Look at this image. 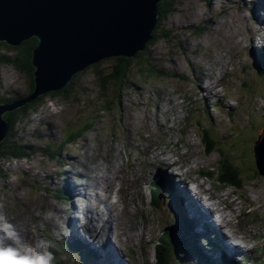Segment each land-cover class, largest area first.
<instances>
[{
  "label": "rangeland",
  "instance_id": "1",
  "mask_svg": "<svg viewBox=\"0 0 264 264\" xmlns=\"http://www.w3.org/2000/svg\"><path fill=\"white\" fill-rule=\"evenodd\" d=\"M170 1L176 4L172 14L157 19L159 39L150 41L143 51V63L146 62L153 72L145 70L127 78L121 93L118 83L108 82L104 95L99 77L111 74L114 63L112 58L103 59L97 67L81 71L82 75L71 87L72 99L48 98L45 105L33 110L30 117L19 124L17 141L33 150L23 160L0 162L3 169L0 173V231L9 234L11 243L17 245L21 255L32 254L29 259L43 255L48 253L53 239L59 244L69 238V232L63 234L59 229L64 217H70L71 202L59 195L58 190L65 187L70 176L81 173L91 179L83 178V181L97 187L95 192L106 199L107 205L117 202L109 206L114 217L106 205L98 199L95 202L101 216L114 219L115 226L109 227L112 230L109 237L114 235L115 254L124 264H156L155 244L160 242L166 228L178 226L172 230L173 238L188 239L181 228L183 221L179 219L183 213L177 211L179 217L175 215L171 201L155 189L152 182L154 175L160 180L166 178L161 180L166 182L171 177L162 171L154 173V168H160L159 163L152 165L150 170L147 168L152 155H160L162 150L168 149L174 161L190 169L185 174V170L178 171L175 166L173 171L179 178L185 183L206 181L205 188L215 197L213 202L229 215L221 223L223 229L217 228L219 235L227 237V243L235 244L237 237L242 239L246 250L228 255L227 264H264V176L252 174L253 147L261 131L258 119L262 116L257 112L264 105V97L253 100L264 89V75L260 77L255 68L257 57H253L255 52L264 54V29L260 26L264 24V13L255 8L258 6L263 11L264 2ZM215 73L222 79L218 81L222 86L218 97L214 94L218 91L211 84L217 77L208 76ZM0 78L3 94L10 96L9 92H15L21 97L27 93L30 77L13 67L1 66ZM205 86H209L208 93L212 94L211 98L210 94L206 95L207 101L221 102L224 110L214 108L212 118L209 116L211 128L202 120L203 115H210L209 110L204 109L202 99L205 95L200 91ZM104 98L110 101L105 113L101 112L106 106ZM227 105L235 110L229 113ZM80 130L79 138L63 145L65 137ZM208 133L214 143L224 138V143L221 146L218 143V147L228 150L217 152V148L215 153L208 154V142L204 143ZM48 144L54 146L51 152L46 150ZM154 149L159 151L154 154ZM233 150L236 163L242 167L240 189L217 180L223 157H229ZM130 160L135 162L136 169L128 167ZM118 168L124 171L120 180L116 174ZM111 179L113 188L109 189ZM177 181L180 189V181ZM69 184L74 186L73 179ZM151 189L159 192L158 198H152ZM197 196L203 201L201 204L205 203L206 195ZM194 205L202 210V205L195 201ZM227 206L231 209H225ZM193 214L186 209V217L200 225L198 213L195 212L196 217ZM104 220L102 217L100 227L105 224ZM195 231L204 235L201 234L202 225ZM188 233H192L190 228ZM58 244L53 245L52 250H60ZM196 244L198 248L199 241ZM98 247L104 249L105 243ZM60 254L58 257L63 261L70 259L67 252L60 251ZM183 255L174 254V259L175 256L182 259ZM107 257L108 262L102 264H120L116 258L113 260L109 251ZM184 262L200 263L188 255ZM5 264L10 261L6 259ZM67 264L74 263L71 260Z\"/></svg>",
  "mask_w": 264,
  "mask_h": 264
},
{
  "label": "water",
  "instance_id": "2",
  "mask_svg": "<svg viewBox=\"0 0 264 264\" xmlns=\"http://www.w3.org/2000/svg\"><path fill=\"white\" fill-rule=\"evenodd\" d=\"M161 1L0 0V42L17 46L39 38L33 59L39 97L61 90L103 59L144 51L153 40ZM18 106L0 104V143L9 131L4 115ZM253 155L264 176V130Z\"/></svg>",
  "mask_w": 264,
  "mask_h": 264
},
{
  "label": "trees",
  "instance_id": "3",
  "mask_svg": "<svg viewBox=\"0 0 264 264\" xmlns=\"http://www.w3.org/2000/svg\"><path fill=\"white\" fill-rule=\"evenodd\" d=\"M175 1L170 0H163L158 4V18H161L163 15H171L174 11ZM159 29V25L156 26V30L153 32V40L156 41L159 39L160 36H157V30ZM166 35V33H164ZM39 44V38L37 37H31L27 40H24L20 45L13 46L9 44L6 41L0 42V67L1 66H10L16 69L18 72L29 76V85L27 89V93L25 96L18 97L15 92H9L7 96L2 93V79L0 78V104L2 105H8V104H14V103H20L21 105L19 107H16V109L12 110V112L6 113L4 115L5 120L8 122L9 125V131L7 134V137L0 143V162L3 161H11V160H23L27 157H29L28 152L33 150L32 148L28 150L27 147L22 146L17 141L18 132H20V125L25 120H27L30 117V114L33 110H37L41 108L43 105L46 104V101L48 98H61L64 100L72 99L74 96L72 92V85L75 82V80L82 75V72L77 73L73 80L64 88H62L59 91L47 93L45 95L34 97L36 93V83H35V67L33 64L34 59V52L37 49ZM149 43L146 44L145 48L148 47ZM4 53H1L3 52ZM144 52L139 51L137 52L133 57H114L110 60H113L114 67L113 71L109 75H102L99 77V81L101 84V88L104 90V95L107 94L106 86L108 82L118 83L119 84V93L123 90V86L126 83L127 78L132 77L135 73H141L145 70H150L153 72V69L144 62L143 63V57ZM258 73L260 77H263L264 75V61L263 59H260L258 62ZM97 63L91 65L90 68L97 67ZM155 74H159L156 72ZM161 74V73H160ZM120 97V96H118ZM105 99V98H104ZM75 100V99H73ZM106 101V106L103 107L101 112L105 113L107 111V105H109V100ZM105 103V102H104ZM258 109V108H257ZM263 109H258V115H261L262 117L258 119V125L264 124V115H263ZM19 125V126H18ZM257 125V126H258ZM18 126V127H17ZM82 135V131H78L75 134H71L70 136L65 137L63 141V145H69L73 142V139L79 138ZM66 136V135H65ZM227 139V136H225ZM205 140L208 142L206 143L208 146V154L215 153L216 149L218 148L217 152H226L228 149H222L221 147H218L219 145L223 144L224 138L221 137L219 145L217 141L214 143L213 139L210 138L209 133L204 137V143ZM54 149V146L52 144H48L46 147V150L48 152H51ZM221 150V151H220ZM234 150L229 152V157H223V160L220 163V166L217 170L218 172V179L219 182H222L224 184H227L229 186H232V188L240 189V180L239 177H241L242 173V167L236 163V157L234 156ZM222 155H224L222 153ZM251 160V159H250ZM254 160V161H253ZM252 162L253 164V175L259 174L257 167H256V161L253 157ZM0 173H3V169L0 167ZM241 174V175H240ZM213 177L215 176L212 172ZM240 175V176H238ZM237 177V178H236ZM254 179H257L255 177H252ZM175 201V199H174ZM180 201V199H179ZM189 225L187 224V227ZM160 246L156 250V264H185L184 261H187V255L189 256L191 253L187 252L185 250L181 251V254L183 255L182 259H177V256L180 254V249L183 245L179 246V242L176 243L173 238V231H164L160 237ZM177 252H173V250ZM76 250L78 251V255L80 258H86L89 259L90 257L93 258L92 264H97V258L96 255L91 251H86L85 249H82V245L78 243L76 245ZM174 254L175 256L174 259Z\"/></svg>",
  "mask_w": 264,
  "mask_h": 264
},
{
  "label": "bare ground",
  "instance_id": "4",
  "mask_svg": "<svg viewBox=\"0 0 264 264\" xmlns=\"http://www.w3.org/2000/svg\"><path fill=\"white\" fill-rule=\"evenodd\" d=\"M234 1V0H233ZM243 1V0H242ZM263 2H264V0H263ZM263 38H264V34H263ZM209 76V75H208ZM222 80V79H221ZM201 92H203L204 93V98H203V100H205L206 102H208L207 100L209 99V98H207L206 97V95L207 94H210V93H208L209 92V87H205V88H203V89H201L200 90ZM211 96H212V94H210V98H211ZM224 100V99H223ZM225 101V100H224ZM221 103V102H220ZM210 120H211V118H210ZM260 137V136H259ZM259 137L257 138V139H259ZM154 150H156V151H154ZM154 150H152V153H154V154H156V152L157 151H159V150H157V149H154ZM168 149H166V150H162L163 152L162 153H160V155H152V158H151V160H149L148 162H147V164H148V169L150 170V168H151V166L152 165H154L155 163H159L160 164V168H154V173H160V171H162L163 173H165L164 175H166V176H168V177H170V176H172L173 178L172 179H174L175 177L174 176H177L176 174H175V171H173V169H174V167L175 166H178L179 165V163H178V161L177 160H173L172 159V156H170V154L168 153V151H167ZM155 157H158V158H156V161L154 162L153 160L155 159ZM128 167H131V168H134V169H136V165H135V162L133 161V160H130L129 162H128ZM163 168H165V169H163ZM123 172L124 171H122L120 168H118L117 169V171H116V174H117V178H118V180H120L121 179V177H122V175H123ZM217 174H218V172H217ZM174 175V176H173ZM68 176V174H66V176L64 177V178H66ZM82 177V176H81ZM218 177V176H217ZM154 178H155V180L159 183V184H162V181L161 180H164V178L163 179H159L158 178V176L157 177H155V175H154ZM109 183H110V185H109V189L110 188H113V179H111V180H109ZM180 183L181 184H184V186H186L187 185V187H188V189H189V186H188V184L187 183H185V181H180ZM205 183H206V181L205 182H200V185L198 186V188H199V194H202V195H206L207 197H210V198H213V199H215V197H214V195H212L211 194V192H210V189H206L205 188ZM209 183V182H208ZM90 189L93 191V189H94V191L95 190H97V187L95 188V187H93V186H91L90 185ZM89 189V190H90ZM112 190V189H111ZM91 191V192H92ZM113 192H114V189H113ZM161 193L163 194V195H166L165 193H163V191H161ZM74 195V194H73ZM189 196H190V198H189V202L190 201H192L193 200V198H194V200H196V202H197V204L199 205H201V201H200V199L199 198H197V196H193L192 194H188ZM94 196L96 197V198H98V194H97V192H95V194H94ZM170 197V201H171V204H172V207H173V211H174V213L176 214V215H178V213H177V211L179 212V209L177 210V208L175 207V201H174V199H173V197H171V196H169ZM192 197V198H191ZM75 198V197H74ZM88 198L91 200L92 199V194H89V196H88ZM101 203H103V204H105L106 205V209H107V207H108V209L107 210H109V212L111 213V215H113V210L107 205V201L106 200H104V199H101V198H99L98 199ZM106 201V202H105ZM95 202V201H94ZM220 203H222V202H220ZM111 206V205H110ZM189 207L190 206H188V209H189ZM199 207V206H198ZM202 207H204L203 205H202ZM213 207H214V210H210V209H208V208H206L209 212H210V214H212V215H215L214 213H213V211H217L218 213H220V218L222 219V221L223 222H225L226 221V219H228V217H229V215H226V214H223L222 213V210L224 211V209H221L220 208V206H218V204L216 203V204H213ZM79 208V206H75L74 207V210H77ZM225 209H231V207H226ZM96 210H97V208H96ZM95 210V208H94V211H96ZM202 212L201 213H203V210H201ZM183 216H185L184 214H182ZM113 217H114V215H113ZM178 217H179V215H178ZM179 219H180V217H179ZM113 221H114V219L112 218L110 221H109V223H110V225L112 224L113 225ZM70 224L71 225H73V221H71L70 220ZM218 224V227H220V229H223V226L221 225V223L219 222V223H217ZM113 226H115V225H113ZM113 230H114V227H113ZM110 232V229H108V233ZM115 232H113V234H114ZM222 233L225 235L226 233L222 230ZM1 234H3V233H0V245H1V242L2 241H6V243H7V246H8V248H9V251H10V253H12V256H11V258L13 257L15 260H17V261H20V260H22V259H24L23 257H20V256H18L17 255V257H16V254H15V252H14V249H13V246L9 243V240L7 239V236L5 235V234H3L4 235V237H2L1 236ZM100 235V234H99ZM139 236V235H138ZM113 237H114V235H111V241H112V243L110 242V248H111V251H112V253H113V255L116 257V259H117V261L120 263V264H124L123 263V259H121L120 257H118L116 254H115V249L117 250V247H116V244H115V242H114V240H113ZM100 239H103V236L100 238ZM224 241H225V244H227V241H229L228 239H227V237H225L224 236ZM228 244H230V247H229V250H230V252L231 253H236V254H240V252L242 251V252H244L245 250H246V248L245 247H243V245H242V243H241V239H240V242L238 243V246L236 247V246H234V244L232 243V242H228ZM156 246H157V248L160 246V243L159 242H157L156 244H155V252H156ZM106 248H108V246L106 247ZM93 249V248H92ZM93 251L95 252V255H98L99 254V252H97V251H95L94 249H93ZM29 256H32V254H28V257ZM87 260V259H86Z\"/></svg>",
  "mask_w": 264,
  "mask_h": 264
},
{
  "label": "clouds",
  "instance_id": "5",
  "mask_svg": "<svg viewBox=\"0 0 264 264\" xmlns=\"http://www.w3.org/2000/svg\"><path fill=\"white\" fill-rule=\"evenodd\" d=\"M12 255V253H0V257H3L4 259L9 258ZM51 260V255L48 253H45L43 255H36L31 259H22L17 262V264H48V262Z\"/></svg>",
  "mask_w": 264,
  "mask_h": 264
}]
</instances>
